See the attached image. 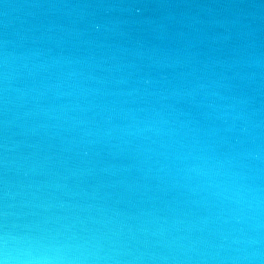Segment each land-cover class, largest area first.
<instances>
[{
  "label": "water",
  "instance_id": "1",
  "mask_svg": "<svg viewBox=\"0 0 264 264\" xmlns=\"http://www.w3.org/2000/svg\"><path fill=\"white\" fill-rule=\"evenodd\" d=\"M0 264H264V0H0Z\"/></svg>",
  "mask_w": 264,
  "mask_h": 264
}]
</instances>
